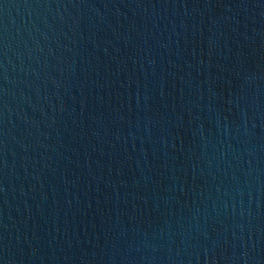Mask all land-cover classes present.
<instances>
[{"label": "water", "instance_id": "1", "mask_svg": "<svg viewBox=\"0 0 264 264\" xmlns=\"http://www.w3.org/2000/svg\"><path fill=\"white\" fill-rule=\"evenodd\" d=\"M0 264H264V0H0Z\"/></svg>", "mask_w": 264, "mask_h": 264}]
</instances>
